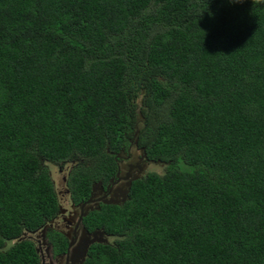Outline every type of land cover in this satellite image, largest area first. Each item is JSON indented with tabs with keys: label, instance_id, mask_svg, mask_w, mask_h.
<instances>
[{
	"label": "trees",
	"instance_id": "obj_1",
	"mask_svg": "<svg viewBox=\"0 0 264 264\" xmlns=\"http://www.w3.org/2000/svg\"><path fill=\"white\" fill-rule=\"evenodd\" d=\"M131 142L82 264H264V0H0V264L40 263L52 165L78 203Z\"/></svg>",
	"mask_w": 264,
	"mask_h": 264
},
{
	"label": "flooded vegetation",
	"instance_id": "obj_2",
	"mask_svg": "<svg viewBox=\"0 0 264 264\" xmlns=\"http://www.w3.org/2000/svg\"><path fill=\"white\" fill-rule=\"evenodd\" d=\"M131 144L134 145L135 143L131 142L129 145ZM129 145L127 146L128 154H130V151H131ZM134 146L137 147L138 149H141L137 145H134ZM115 158H116V172L114 173L113 176L109 177L104 183L101 180L93 182L89 196L85 200L78 202V203L73 202L71 195L68 192H64L63 197H61L63 202L62 200L59 201V207H58L57 212H55L53 216L48 218L45 224L41 228L45 227L48 231H51V230L58 231L66 238L67 243L69 242V240L72 239L73 245H75L78 243V241L83 236L86 235L87 230L92 231L90 230L92 227L90 220L95 219L96 217L91 216L83 220L84 217L90 211L96 209L97 207L99 208L100 205L102 204H113V203H108V201L109 202L115 201V203H118V204L122 203V200H123L122 196H124L122 194V191H123L122 189L115 190L114 192H111V193L109 191L113 188L112 187L113 178L117 177V180H119L120 178L119 174H116L118 165H119L118 161L120 158V154L116 155ZM143 161H144V164L143 163L138 164L134 168V170H132V164H126V170L129 167L128 170L126 171L127 174L135 175L137 176V179L138 177L142 176L141 172H145V174H147L149 171V167L152 164H154V161L151 159H147L145 153H144ZM72 162L75 164L74 161ZM61 164L63 166L60 165V167H62L65 172H69L73 166L71 165V163L68 164L67 161L62 162ZM133 179L131 178L130 182L133 181ZM65 180L66 178L64 176L61 182L64 181L65 183ZM114 195L117 198H115ZM90 196H91L90 201H87V199ZM85 204H87L86 208H85ZM82 205L84 206V208H82ZM72 206H75V208L78 211L73 210ZM90 207H92V209ZM85 212L87 213L84 215ZM48 233H47V240L51 246L50 251L46 247L47 250L45 249V252L41 254L40 250L38 249V246L35 247V250L39 254V260H40L39 264H65V263L71 264V262L69 261L68 252L71 251L72 246L70 247L69 251H67L66 249L65 252H55L53 249V245L49 241ZM22 236H24V234ZM97 238L99 239L100 242L107 241L108 238L110 239L109 235L104 233L102 230L99 231ZM31 240H33L35 243L38 244L39 238L35 237V238H31ZM39 242H40V245L43 244L42 237ZM70 255L71 253L69 254V256Z\"/></svg>",
	"mask_w": 264,
	"mask_h": 264
},
{
	"label": "rangeland",
	"instance_id": "obj_3",
	"mask_svg": "<svg viewBox=\"0 0 264 264\" xmlns=\"http://www.w3.org/2000/svg\"><path fill=\"white\" fill-rule=\"evenodd\" d=\"M133 103L137 105V107H140L141 105V97L138 96L136 98H133ZM130 146V154H128V151L127 149L126 150H123L122 152H120V158H119V165H118V169H117V173L116 174H119L120 178L119 180H117V177L113 178V182H112V189L109 190L110 193L111 192H114L115 190H118V189H122V194L123 192H126V196L129 192V190H131V178H137V176L135 175H130V174H127V170H126V164H132V170H134V168L138 165V164H144V161H143V157H144V153H143V150L142 149H138L137 147H135L133 144L129 145ZM81 159H78L77 161L75 162H79ZM143 161V162H142ZM48 163V162H46ZM52 168V180L54 181V187H55V190L58 192V197H59V201L62 200L61 197H63V194L64 192H68L69 193V189H66L65 187V183L64 181L61 182V180L63 179V177L65 176L64 173H63V168L60 167V164L59 165H52L51 166ZM150 168H154L153 164L149 167V170ZM116 172V171H115ZM142 176L145 175V172H141ZM63 183V185H62ZM126 196H122V198H126ZM115 198H117L115 195H114ZM121 198V197H120ZM119 198V199H120ZM63 202V200H62ZM67 206V205H65ZM87 207V204H85V208ZM72 209L75 210V211H78L75 206H72ZM39 234V232L35 233V237L39 238L37 235ZM25 237V236H24ZM38 246V249L40 250L41 254L45 252V249H46V245L45 244H37Z\"/></svg>",
	"mask_w": 264,
	"mask_h": 264
},
{
	"label": "clouds",
	"instance_id": "obj_4",
	"mask_svg": "<svg viewBox=\"0 0 264 264\" xmlns=\"http://www.w3.org/2000/svg\"><path fill=\"white\" fill-rule=\"evenodd\" d=\"M137 112H139V114H141V112H140V110H139V107H138V109H137ZM141 117V116H140ZM138 118V122H141V118ZM56 194H57V197H58V192L56 191ZM69 194H70V191H69ZM71 195V194H70ZM72 198V197H71ZM58 199H59V197H58ZM90 199H91V196L87 199V201H90ZM74 202V201H73ZM108 203H113V202H109L108 201ZM113 204H118V203H113ZM100 207H101V205H100ZM99 207V208H100ZM82 208H84V206L82 205ZM91 209H92V207H90ZM99 208L97 207L96 209H94V210H92V211H90L85 217H84V219L83 220H85L86 219V217L90 214V213H96L97 211H99ZM87 212H85L84 213V215L86 214ZM93 217V216H92ZM94 217H96L95 215H94ZM88 218V217H87ZM47 221V220H46ZM91 221V224H92V227H91V229L90 230H92V231H86V235L85 236H83L79 241H78V243L77 244H83L84 243V241H86L85 243H89V241L90 240H93L92 242H90L89 243V246H88V251H89V249L91 248V246L94 244V243H100V241L99 240H94V238L95 239H98L97 237H98V233H99V231L100 230H102L104 233H106V231H105V229L103 228V226H101L100 224H99V222L97 221V217L95 218V219H91L90 220ZM45 228V227H44ZM88 228V227H87ZM43 228H40V229H37V230H35V231H33V232H29V233H25L24 234V236H25V238H28V239H31V238H35V233H37V232H39V234L37 235L38 237H39V240H41V235H40V233H41V230H42ZM89 229V228H88ZM49 231L47 230V232H46V237H47V233H48ZM106 234H108V233H106ZM109 235V237L110 236H112V234H108ZM48 241V240H47ZM70 242H73V240L71 239V240H69V242L67 243V247H66V249H67V251H69V249H70V247L72 246H74L73 244L72 245H70ZM36 244V246H37V243H35ZM76 245V244H75ZM66 251V250H65ZM64 251V252H65ZM88 251H87V254H88ZM72 254V249H71V251L70 252H68V257L70 258V256H69V254ZM86 258H87V255H86Z\"/></svg>",
	"mask_w": 264,
	"mask_h": 264
},
{
	"label": "water",
	"instance_id": "obj_5",
	"mask_svg": "<svg viewBox=\"0 0 264 264\" xmlns=\"http://www.w3.org/2000/svg\"><path fill=\"white\" fill-rule=\"evenodd\" d=\"M123 195L126 196V192H123ZM111 202L115 203V201H111ZM46 232H47V229L43 228L41 230L40 235H41V237L43 239V244H45L47 246V249L50 251L51 246H50V244L47 241ZM95 238H94V240H99V239H95ZM39 241H38V244H40ZM92 241L93 240H90L89 243L92 242ZM85 242L86 241H84L83 244H81V243L80 244H76V245H74L72 247V254H71L70 258H69V261L71 262V264H82L85 261L86 255H87V251H88V246H89V243H85ZM72 244H73V242H70V245H72Z\"/></svg>",
	"mask_w": 264,
	"mask_h": 264
},
{
	"label": "bare ground",
	"instance_id": "obj_6",
	"mask_svg": "<svg viewBox=\"0 0 264 264\" xmlns=\"http://www.w3.org/2000/svg\"><path fill=\"white\" fill-rule=\"evenodd\" d=\"M23 238H25V237L24 236L20 237V239H23Z\"/></svg>",
	"mask_w": 264,
	"mask_h": 264
}]
</instances>
